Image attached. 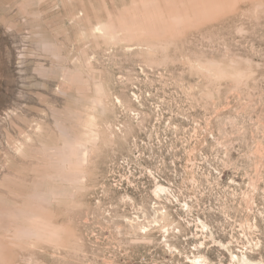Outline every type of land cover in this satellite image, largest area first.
I'll return each instance as SVG.
<instances>
[{"label":"rangeland","instance_id":"obj_1","mask_svg":"<svg viewBox=\"0 0 264 264\" xmlns=\"http://www.w3.org/2000/svg\"><path fill=\"white\" fill-rule=\"evenodd\" d=\"M0 264H264V0H0Z\"/></svg>","mask_w":264,"mask_h":264}]
</instances>
